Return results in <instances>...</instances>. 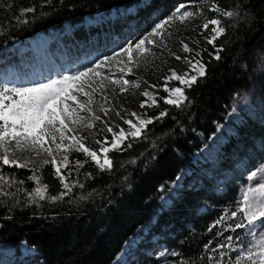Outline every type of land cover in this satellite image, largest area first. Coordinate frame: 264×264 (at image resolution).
Wrapping results in <instances>:
<instances>
[{
    "label": "trees",
    "instance_id": "16d2710c",
    "mask_svg": "<svg viewBox=\"0 0 264 264\" xmlns=\"http://www.w3.org/2000/svg\"><path fill=\"white\" fill-rule=\"evenodd\" d=\"M140 1L0 0V50L37 34L77 26L98 11L125 10ZM181 4H213L237 15L219 16L225 32L215 47L200 40L192 44L206 66L205 76L184 91L187 99L180 107L163 103L166 94L161 93L150 115H167L154 119L138 139L126 140L122 150L109 152L110 170L101 171L83 159V167L64 176L74 185L67 195L33 201L27 197L29 172L0 166L4 176L24 183L0 193V244L25 243L35 250L27 264H115L123 246L145 227L148 232L128 249L122 264H146L148 258L140 251L148 250L144 241L151 237L165 251L158 259L161 264H236L234 248L244 230L229 227L242 219L239 212L230 217L238 209L243 180L235 167L244 159L263 160L264 125L248 120L237 127L236 137L222 147L215 163L196 167L191 159L250 85L249 64L264 48V0H151L146 8L163 17ZM28 8L34 10L24 11ZM71 33L87 38L76 28ZM217 49H222L218 60ZM95 134L101 140L98 129ZM186 168L191 174L168 207L163 206L170 186ZM41 171L49 186L47 197L66 191L51 164ZM224 215L230 218L216 224Z\"/></svg>",
    "mask_w": 264,
    "mask_h": 264
},
{
    "label": "rangeland",
    "instance_id": "374dc122",
    "mask_svg": "<svg viewBox=\"0 0 264 264\" xmlns=\"http://www.w3.org/2000/svg\"><path fill=\"white\" fill-rule=\"evenodd\" d=\"M150 3L151 0H142L139 4H135L125 10L120 9L117 11H111L110 13L98 11L94 13L91 18L84 19V21L77 26H65L60 31L48 32L45 36L49 41L48 47L50 56L47 54L45 62L38 60V52L35 50L31 51V48L26 46L30 38L22 43L15 41L6 45L0 50V88L33 87L39 83H48L51 80L61 79L65 75L74 74L76 71H83L85 67H92L95 63L102 61L105 56L114 55V53L120 51L122 47H126L128 43H134L147 35L156 24L169 17L176 8L173 9L170 15L160 17L157 13L148 12L146 7ZM184 5L185 9L183 10L195 12L199 9L202 14L193 19L187 20L184 23L173 21L171 26L168 27V32L166 34L167 47L153 48L154 54L148 56L142 61L140 65L133 70L132 75L124 77L125 79L139 82L140 86L137 88L129 84L127 86L128 91L121 92L118 85L111 84L102 92H97L95 100L98 103L93 105V110L95 115L100 116L101 119L93 121L94 126L91 129L85 127L78 129L77 139L80 137H86L83 143L86 147L92 148L91 150L97 151L101 162H103V153L98 151L99 145L95 143L96 140H99L95 134L97 129L99 131L98 136L101 138L100 141L103 142L104 138L107 136L109 143L104 146L110 147L112 136L111 133L106 132V126H113L114 131H119V128L115 127L116 125H119V127L123 128L126 133L130 131V126L124 124L120 117L116 115V112H119L120 116L124 117V119H130L133 123H136L137 126H139L138 120L133 117L131 113L135 112L143 119L151 117L150 113L154 110L155 105H157L160 94L165 93L166 97L168 96V93L164 91V85L165 77L171 74V70H175L178 74H184L185 72H189L190 75L196 74L195 72H190L189 65L185 63L184 57L190 59L193 58L195 53L199 51L195 49L192 44H196L198 40L207 43L205 37L214 35V33L211 32V28L214 27L213 25H209V29L205 30L202 28V24L205 20H211L213 18L219 19L220 14L210 10L213 4ZM140 9H143L141 14L139 12ZM73 28L79 29V32L87 36V38L82 40L77 39L73 33H71ZM182 42L187 43L189 48L192 49V52H184L182 50ZM30 43L34 45L36 44L34 39H31ZM39 45L40 44H37L33 47L36 49ZM177 52H180L181 60L175 59V56L178 55L176 54ZM173 53L175 55H173ZM36 55L37 58H35ZM53 55L55 57H53ZM195 58L201 59V55ZM172 59L176 60V62H171ZM35 60L37 66L38 62L41 66L43 64L46 65L47 62V65H49L50 68V70H48L45 69V66H42L36 72L37 75L42 74L43 76H47L52 74L53 77H51V79H47L46 82H41L37 77L32 78L30 73L32 68L30 64ZM55 60L56 63L54 62ZM120 66L121 65L114 61L103 71L105 74H108L109 72L114 73L112 78L118 79L120 76L118 68ZM249 67L248 72L251 77L249 87L242 93V98L235 101L231 106L230 111L225 115L226 117L224 118L223 123L215 128V133L207 141L204 148L201 149L199 153L193 154L191 159L193 166L198 167L199 164L208 162L215 163L218 160V155L221 153L222 147L230 138L236 137L237 127H241V125L248 120L264 125V48L253 56ZM105 84H108V82L105 81ZM167 84L169 88L181 86L179 82L175 80L169 81ZM187 88L188 87H185L184 91ZM145 91L149 92L151 97L157 101L155 105L151 107L148 106L152 103V100L142 95ZM104 97L107 99H104ZM13 98L18 99L17 97ZM80 99L83 100L84 98L80 97ZM145 100H147V104L144 108H141L140 104ZM5 103H8V101H5ZM101 104L104 109L108 110V115H104V112L100 108ZM80 114L85 115L84 113ZM72 127L75 128L76 126L72 125ZM218 128H225V132H222L223 138L218 134ZM229 133L231 134L229 135ZM68 135H73V133H68ZM216 135H218V137ZM214 136L215 141L212 142L211 140ZM220 140L221 142H219ZM71 143H73L71 140L65 141V144ZM66 154L69 157V164L67 168H61V174L63 176L70 175L71 172L76 173L77 167L75 162L77 160L81 162V160L84 159L83 161H90L96 164L90 157H86L83 153L76 152L74 149H67ZM17 155L20 157L21 161L24 159H31L34 163L29 164L27 168H15L28 171L30 174L29 176L33 174L39 176L40 185H47L45 183V177L41 174V167L43 166H41V162L45 159L51 158L48 157L47 154L37 156L35 153H32L29 156L28 153H18ZM60 159L61 155L57 154L58 165ZM0 166L14 167L3 165L2 162H0ZM235 168L238 171V176L243 178L242 183L239 185L241 201L243 193L248 187H258L260 182H264V173L261 172V170L264 169V158L261 161L255 160V162L253 161L252 163L247 162L244 159L240 161ZM253 171L257 172L258 175L254 180L250 181L248 177ZM190 174L191 170L187 168L180 173V175H182V177L179 176V178L181 177L180 180L175 181V183L170 186L171 191H169L167 197L163 198L161 201L163 206L168 207L171 203V199L176 196V191L182 188V180ZM0 175L3 174L0 172ZM29 176L26 178V186L31 193L38 185L36 181L29 180ZM4 177L13 181V183H11L10 186L0 184V193L3 195L8 193V189L15 188L22 182H16L14 178L8 176ZM72 180L68 182L70 186H74L71 183ZM23 184L24 183L22 182V185ZM48 188L49 186L47 187L46 197L48 194ZM27 197L33 200L30 195ZM243 230L244 237L239 241L240 245L234 248L236 259L239 258L237 255L238 253L241 255L245 253L246 246L250 247L248 244L250 238L245 236L246 229ZM146 232H148V227L143 228L139 235L136 234L130 239L123 246L120 254L115 258L114 263L122 264L127 257L128 249L141 240ZM144 242L147 243L148 250L145 248L140 252L145 258H148L146 264H161L158 259H162L165 256L163 246L158 245L156 237H151ZM0 251L7 255L4 256L1 254L4 258L2 259L0 257V264H27L29 261L31 262L36 255V251L28 247L25 243L19 244L18 247L0 244ZM245 264H249V262H245Z\"/></svg>",
    "mask_w": 264,
    "mask_h": 264
},
{
    "label": "snow or ice",
    "instance_id": "6c2138e0",
    "mask_svg": "<svg viewBox=\"0 0 264 264\" xmlns=\"http://www.w3.org/2000/svg\"><path fill=\"white\" fill-rule=\"evenodd\" d=\"M185 9V5L177 6L174 12L164 19L162 22L156 24L152 30L138 41L128 43L126 47H122L112 56H105L102 61L95 63L92 67H85L83 71H76L74 74L65 75L61 79L51 80L48 83H39L33 87H2L0 88V162L3 165L14 166L18 168H27L29 164L34 163L31 159H24L21 161L18 153H32L39 156L47 154L51 159H45L41 162L42 165L51 164L55 171L54 175L60 180L62 187L66 190L60 193V196L46 197L47 185H40V177L33 174L28 177L29 180L37 182V187L29 193L33 201L38 200H57L67 195L71 191L69 183L65 182V177L61 174V168H67L69 164V157L66 154L67 149H74L76 152L83 153L86 157H90L96 163L101 171L110 170L112 161L108 156L110 151L122 150V145L129 138L138 139L142 130L153 120H159L165 115L166 111H162L159 116L155 118L143 119L137 113L133 112L131 115L135 117L139 126L133 123L130 119H124L119 112L116 115L120 117L124 124L130 126V131L127 133L119 125V131H114L113 126H106V132L111 133L112 139L110 147L104 145L109 143L108 137L104 141L96 140L95 143L99 145L98 151L103 153V162H101L97 151L86 147L83 141L86 137L78 136V129L85 127L91 129L94 124L93 121L101 119L100 116L95 115L93 105L98 103L95 100L97 92H102L108 85L115 84L119 86L121 92L128 91V85L139 87V82L125 79V76L133 74V70L137 68L142 61L148 56L153 55V48H166V34L168 27L173 21L184 23L187 20L193 19L200 14L199 9L195 12ZM34 9L28 8L24 11L31 12ZM211 11L217 12L224 17H233L237 13L235 11L223 10L220 7L213 5ZM209 25H213L211 32L214 35L205 37L208 44L215 47V42L221 37L225 28L221 25V20L213 18L205 20L202 28L209 29ZM182 50L184 52H192L187 43L182 42ZM222 49H217L214 58L220 59L219 52ZM173 55H175L173 53ZM199 52L195 53L193 58L184 57V61L189 65L190 72H195V75H190L189 72L178 74L175 70H171V74L165 77L164 91L168 93L167 97H163L165 104L180 107L182 102L187 99L184 93L185 87H191L199 78L206 74V66L199 57ZM176 60H181L180 56H175ZM121 65L118 68L120 76L118 79H113L114 73L109 72L105 74L103 71L113 62ZM178 81L181 86L168 87L167 82ZM105 81L108 84H105ZM155 87V86H153ZM143 96L152 100L148 106L151 107L157 103L149 92L142 93ZM17 97L18 99H14ZM80 97L84 99L81 100ZM104 99H107L104 97ZM8 101V103H5ZM147 100L140 104L144 108ZM104 115H108V110L100 105ZM84 113L85 115H81ZM75 125L76 127H72ZM73 133V135H68ZM66 140H71L73 143L65 144ZM131 147V144L127 145ZM57 154L61 155L59 165L57 164ZM77 169L83 167V163L77 160L75 162ZM264 173V169L261 170ZM258 173L253 171L248 179L254 180ZM13 181L0 175V184L11 185ZM22 183V182H21ZM82 186V185H81ZM241 215L240 222H236L234 227L229 225L233 231L236 229H246L245 236L249 237L246 251L243 255L237 254L239 258L236 264H264V182H260L258 187H248L244 191L242 200L238 203V209L230 213L231 218H235L237 214ZM229 215L220 217L215 223L220 224L230 218ZM215 227V225H213ZM227 241L230 243L232 237L228 236ZM239 239V236H237ZM220 247H225L221 244Z\"/></svg>",
    "mask_w": 264,
    "mask_h": 264
},
{
    "label": "bare ground",
    "instance_id": "6f19581e",
    "mask_svg": "<svg viewBox=\"0 0 264 264\" xmlns=\"http://www.w3.org/2000/svg\"><path fill=\"white\" fill-rule=\"evenodd\" d=\"M42 37V38H41ZM44 39H46V36L44 35H38L37 36V38L35 39V42H36V44L35 45H37L38 44V41L39 40H44ZM30 44V45H29ZM34 44H31L30 43V41H28V44L26 45V46H28V47H30L31 48V50H33L34 49V47L33 46H35ZM32 46V47H31ZM29 49V48H28ZM30 50V49H29ZM31 52V51H30ZM48 52L49 51H43L42 52V50H40V51H38V60L39 61H41V62H45L46 61V59H47V54H48ZM37 54V53H36ZM53 57H55L54 55H53ZM35 58H37V55H36V57ZM55 63H56V60L54 61ZM37 64V62H36V60L35 61H33L30 65H31V71H30V73H31V76H32V78H35V77H37L38 78V80H41V82H46L47 81V79H51V77H53L52 76V74H49V75H47V76H43L42 74H38L37 75V71L42 67V66H45V69H48V70H50V68H49V65H47V62H46V65H42L41 66V64L38 62V66L36 65ZM36 78V79H37ZM230 119V118H229ZM228 119V120H229ZM227 130V129H226ZM225 132V128L224 129H222V128H218V134L223 138V135H222V132ZM229 131V130H228ZM230 132V131H229ZM231 133H229V135H230ZM217 137H218V135H216ZM212 142L213 141H215V136L214 137H212V140H211ZM219 142H221V140L219 141ZM206 150V149H205ZM179 176H181L182 177V175H179ZM180 177V178H181ZM180 178L178 177V181L180 180ZM4 252H5V250H4ZM1 254H3L4 256H7V255H5L2 251H0V257L3 259L4 258V256H2Z\"/></svg>",
    "mask_w": 264,
    "mask_h": 264
}]
</instances>
